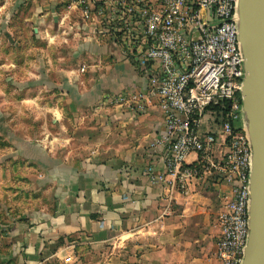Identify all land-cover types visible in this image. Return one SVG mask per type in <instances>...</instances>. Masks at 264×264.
Segmentation results:
<instances>
[{
    "label": "crops",
    "instance_id": "0c3cea01",
    "mask_svg": "<svg viewBox=\"0 0 264 264\" xmlns=\"http://www.w3.org/2000/svg\"><path fill=\"white\" fill-rule=\"evenodd\" d=\"M93 1L0 0L5 66L36 71L5 79L35 119L4 138L5 177L34 198L11 225L20 254L26 264H218L225 187L193 179L167 198L151 181L150 168L163 170L149 148L162 114L155 100L139 114L109 103L145 77L84 21Z\"/></svg>",
    "mask_w": 264,
    "mask_h": 264
},
{
    "label": "built area",
    "instance_id": "2783aa9c",
    "mask_svg": "<svg viewBox=\"0 0 264 264\" xmlns=\"http://www.w3.org/2000/svg\"><path fill=\"white\" fill-rule=\"evenodd\" d=\"M237 1L94 0L82 11L145 77L141 89L109 103L139 114L155 100L162 114L149 148L161 153L163 170L150 168L151 181L165 186L167 198L186 194L193 179L212 177L225 187L216 217L218 264H241L249 233L251 145L241 107Z\"/></svg>",
    "mask_w": 264,
    "mask_h": 264
},
{
    "label": "water",
    "instance_id": "95a60500",
    "mask_svg": "<svg viewBox=\"0 0 264 264\" xmlns=\"http://www.w3.org/2000/svg\"><path fill=\"white\" fill-rule=\"evenodd\" d=\"M237 9L241 107L251 145L249 233L241 264H264V0H238Z\"/></svg>",
    "mask_w": 264,
    "mask_h": 264
},
{
    "label": "rangeland",
    "instance_id": "374dc122",
    "mask_svg": "<svg viewBox=\"0 0 264 264\" xmlns=\"http://www.w3.org/2000/svg\"><path fill=\"white\" fill-rule=\"evenodd\" d=\"M50 2V0H41V2ZM4 20V19H3ZM2 29L5 25L0 23ZM6 33L0 29V43L3 42ZM10 38V35H7ZM11 39V38H10ZM3 49H0V264H26L25 258L20 254V245L18 237L11 234V225L16 220L21 219L25 208L33 204L34 198L20 193L19 179L9 180L5 176V170L9 169L10 159L6 158L4 138L9 137L8 125L20 127L30 119V122H35L32 114L24 112L19 101V90L14 85L5 81L6 78L20 80L25 75V67L22 65L10 71L3 62ZM35 68L28 70L27 74L36 72ZM32 71V73H31ZM10 75V76H9ZM25 77V76H24ZM32 117V118H31ZM204 127L205 121L202 119ZM31 122V123H32ZM8 134V135H7ZM17 162V159L14 163ZM15 165V164H14ZM17 165V164H16ZM16 169H19L16 167ZM17 182L18 186L13 187L12 182ZM81 253V250H79ZM79 257H83L81 254ZM78 257V258H79ZM47 264H54L48 262ZM59 264V263H55ZM76 264V262H75Z\"/></svg>",
    "mask_w": 264,
    "mask_h": 264
}]
</instances>
